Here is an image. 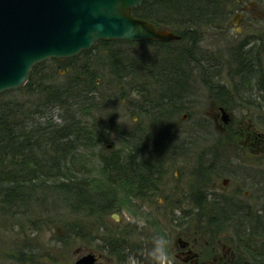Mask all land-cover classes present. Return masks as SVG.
Returning <instances> with one entry per match:
<instances>
[{"label":"trees","instance_id":"1","mask_svg":"<svg viewBox=\"0 0 264 264\" xmlns=\"http://www.w3.org/2000/svg\"><path fill=\"white\" fill-rule=\"evenodd\" d=\"M230 3L231 0H166L163 2L154 0L152 4H143L140 9L132 12L135 18L168 27L174 35L180 36L181 40L165 46L151 44L164 50L160 53L161 60L157 61V66L144 62L143 66L138 67L137 62L130 60L124 63L125 70H127L125 75L128 78L126 81H135L133 83L135 87L140 84V88L128 90L114 88L113 91L119 94L111 95L113 97L111 101L113 104L119 103L118 99L120 103L126 102L131 109H134L133 113L138 115V122L144 125L141 127L138 123L140 129L136 131L137 134H123L121 142L124 147L110 156L138 154L140 152L139 142L142 138L146 142L155 138L153 141L160 143V146L158 144L160 151L163 150L165 144L168 146L174 140L175 134L177 136L178 128L166 126V123L172 120L166 118V115L170 112L179 115L183 101L189 100V96L184 95L189 93L190 89L196 90L193 82L196 84L198 79L217 101L218 106L227 110L231 109L232 106L228 105L229 100H232L230 94L227 93L229 88L221 84L220 73L223 68L229 73L226 77L227 83L233 90L231 94L237 98L238 83L231 75L232 65L224 66L217 63L215 55H210L207 59L200 49L186 44L188 39L184 35L190 27L201 29L204 19H215L216 10L222 7L228 9L231 7ZM213 24H216L215 20ZM121 44L139 47L142 45L141 43L101 40L90 51H83L63 63L52 60L56 68L64 65L69 70L73 69L68 81L62 86H55L46 81L36 83L37 77L42 73L41 66L44 64L42 62L32 68L23 87L0 93L1 233H13L26 221L31 225V216H35L32 224L34 226L39 218V221L49 227L51 225L55 228L60 227L59 222L52 220L50 210L46 209L47 206L57 205L72 216L78 215V217L85 218L95 215L102 218L113 209L110 205L108 206V201L112 199L109 200L108 194L116 190V187L112 186H117V183L106 178L107 181L103 179L102 185L97 184L93 187L88 178L87 180L77 179L74 172L76 171L77 149L96 147L98 142H102L101 139L107 134L106 131L109 132V128L103 126L94 116L89 119L91 124L86 123V116L91 111L94 113L100 111L98 104L92 106L96 102L91 95H95L98 102L104 98L96 89L93 90V71L82 65L78 66V64H81L83 57H89L94 53L99 56L102 51ZM135 64L137 67H134ZM142 70L146 72L141 76L145 81L140 83L135 80L136 72ZM251 85L264 90V80L258 76L255 81L251 82ZM33 94L36 96L35 104L32 102ZM17 95H20L21 99L16 100ZM132 95L138 100L131 98ZM24 97H28L31 101L24 100ZM257 97L260 98L261 103H264V94L257 93L255 100ZM54 108L63 112L64 118H61V124L56 123L52 118L51 111ZM42 118L43 122H38V119ZM191 130L193 156L198 148H202L201 141L204 134L201 133L200 128ZM159 138L160 140L157 141L156 139ZM128 141L134 143L135 146L128 145ZM217 146H221L220 142L213 144L214 148ZM203 155L200 149L197 156L202 157ZM217 155V149H214L213 156ZM101 160L100 168L103 174L107 175L106 177L117 176L120 180L123 168L121 158L112 157V159ZM118 184L120 185L121 182L118 181ZM106 188L108 191H104ZM193 212L194 217H199L202 209L194 208ZM43 214L47 216L45 219L41 218ZM257 224L258 221L255 226ZM64 229L72 230L73 235L76 236L82 226L78 222L76 226L72 224L69 229ZM95 232H102V228L96 227ZM58 241L61 242L60 238ZM108 245L111 244L108 243ZM26 250H29L28 242L22 238L20 242H14L6 257L8 261H16L18 264H32L33 255L27 253ZM0 264L8 263L1 259Z\"/></svg>","mask_w":264,"mask_h":264},{"label":"flooded vegetation","instance_id":"2","mask_svg":"<svg viewBox=\"0 0 264 264\" xmlns=\"http://www.w3.org/2000/svg\"><path fill=\"white\" fill-rule=\"evenodd\" d=\"M230 6L216 10L215 19H204L201 29L190 27L184 35L186 44L204 49L207 59L216 54L217 63L232 65L241 112L256 105L255 94H264V90L251 85L257 76L264 80V0H231ZM151 24L158 31L174 34L166 26ZM178 37V41L165 44L144 40L138 43L165 46L180 42ZM225 71L223 68L220 77L229 75ZM243 95L249 100H242ZM211 109L214 113L210 119L192 124L185 114L180 115L182 111L179 115L170 112L166 118L172 120L166 126L178 128L174 140L160 151L155 138L149 142L142 138L137 156H113L121 158L123 168L120 180L116 177L111 182L122 188L127 203L148 209L158 202L152 205L158 207L157 213L164 215L168 224L182 228L173 236L169 248L173 264H264V179L261 183L255 179L264 176V171L257 169L264 165V134L245 118L235 121L232 117L226 127L220 106L213 104ZM192 128L201 129L205 146L211 133L222 137L215 136L212 147H203L202 157L192 156ZM215 142L221 146L214 148ZM225 145H232L233 156H213L214 149L219 154ZM194 208L202 209L201 216H193ZM225 225L231 231H225ZM95 259L94 264L96 256Z\"/></svg>","mask_w":264,"mask_h":264},{"label":"rangeland","instance_id":"3","mask_svg":"<svg viewBox=\"0 0 264 264\" xmlns=\"http://www.w3.org/2000/svg\"><path fill=\"white\" fill-rule=\"evenodd\" d=\"M169 46L171 47L172 45ZM197 48L200 49L202 55L205 56L204 49L202 51L201 47ZM161 52H164V50L157 45L145 44L143 46L142 44L140 47L124 44L114 45L111 49L109 48V50L102 51V54L99 56H96L97 53H94L89 57L86 56L88 58L83 57V60L80 62L81 64H78V66L82 65V67L93 71V90L96 89L99 95L104 98V100L98 102L96 96L91 95L93 96L94 102H96L93 103L92 106L98 104V109H100V111L95 113L91 111L86 116V123L89 124L91 121L89 119L94 116L98 122L109 128V132L106 131L107 134L101 139L102 142L100 141L96 144V147L93 148L90 146L89 148L82 147L77 149V160L75 162L76 171H74L77 179L82 178L87 180L88 178L93 187L97 184L102 185L104 183L103 179L106 181V178H109L110 181H115L117 176L106 177L107 175L103 174L100 168L102 161L101 157H105L104 159H112L113 156L110 155L120 151L124 147L121 142L123 134H137L136 131L140 128L138 127V115L133 113L134 109H131L126 102L123 103L122 101L120 103V99H118L119 103L113 104V101H111L113 97H111V95L119 94L113 91L114 88H124V90L140 88V84L135 87V84H133L135 81H126L128 79L125 75L127 70H125L126 68L124 67L126 60L137 62L138 67L143 66L144 62L157 66V61L161 60ZM215 57L218 58L216 54ZM60 62L63 63L64 61ZM134 67H137L136 64ZM41 69L42 73L37 77L36 83H38V81L40 83L46 81V83L55 86H62L65 84L71 75L70 73L73 71V69L69 70V68L64 65L60 68H56L52 60H46L41 66ZM136 73L135 80L143 83L145 80L143 81L141 76L146 74L145 70L137 71ZM86 80H88V78H86ZM221 80V84L229 88L227 93L230 94V98L232 99H228L230 103L228 105L232 106L231 109H229L231 117H233L235 121L243 118H245L246 121H248V119L251 120L255 129L264 134V103H261L260 98L257 97V101H255L256 105L253 104L252 108H244L245 110L243 109L241 112L238 111L237 104L239 103V99L237 101L236 97L233 96L234 94H231L233 90H231L230 85L227 83L228 79L222 78ZM191 82L192 81H190V83ZM194 85L196 90L190 89L191 91L184 95L189 96V100H184L180 108L182 109L180 115L182 116L185 114L188 123L190 120L191 124L197 121L204 122L207 120L206 118L210 119L211 114L214 113L211 106L213 104L218 106V104H216L217 101L207 92L208 90L204 88V84L200 82L199 79L196 80V84L193 82V86ZM15 98L19 100L21 96L17 95ZM35 98L36 96L33 94L32 102L34 104ZM131 98H135V96L132 95ZM240 98L243 100L247 97L243 95ZM136 99L138 100L137 97L135 100ZM24 100L31 101L28 97H24ZM242 104L245 105L244 102ZM51 115L56 123H62L61 118H64V116L60 109L54 108L51 111ZM135 118L136 120H134ZM38 122H43V118L38 119ZM215 136L221 135L211 133L209 137L210 140L207 142L206 146L205 144L202 145L203 143L201 144L202 148L208 146L212 147L211 142L214 141L213 138H215ZM127 143L131 146L134 145V143L129 141ZM108 146L111 148L109 149ZM231 146L232 145H225L222 150L219 151L220 153L218 155L222 157L233 156ZM202 148H198V150L200 151ZM198 150L197 153L199 152ZM197 153L193 156H197ZM134 156H137V154ZM257 169L264 171V165L261 164ZM255 179L261 183L264 176L258 175ZM107 184L109 185V183ZM104 191H108V189L106 188ZM122 192V188L118 186L112 194H108L109 200L112 198L108 201V206L110 205L113 209L102 218L96 215L91 218H85L83 216L78 217V215L72 216L64 211V209H60V206H47L46 209L48 208L47 210H50V215L53 218L51 219L54 222H59L60 227L58 226L55 228L53 225L49 227L39 221V218L36 220L34 226L32 224L35 216H31V225L27 224L26 221L20 228L13 231V233H1L0 231V260L4 259V262L8 264H18L16 261H8L9 259L6 257V254L11 251L15 241L16 243L20 242L23 238L28 242L29 250H26V252L33 255L32 257L34 260L32 264H74L79 256L89 253L97 257L96 264H153L151 261L153 258L150 252L154 247V238L158 236L165 237L170 242V248L173 236L181 232L180 229L182 228H177V226L168 224L164 220L165 216L157 213L158 207L152 205H157L158 202L152 204L148 209H144L136 205V203L129 204V201L127 203L125 197L122 196ZM158 199L157 197L156 200L158 201ZM46 217V214H43L41 218L45 219ZM78 222H80L82 229L79 230L76 236L75 234L73 235L72 230L68 231L64 229H69L72 224L76 226ZM190 226L193 227L194 224L192 223ZM96 227L102 228V232L96 233ZM227 227L229 228L230 226L225 225V231H231L228 230ZM59 238L61 242L58 241ZM63 241H67V243H63ZM108 243L111 245H108ZM140 247L141 249L146 248V250L143 251ZM134 254L135 256H133ZM127 255H129V257Z\"/></svg>","mask_w":264,"mask_h":264},{"label":"water","instance_id":"4","mask_svg":"<svg viewBox=\"0 0 264 264\" xmlns=\"http://www.w3.org/2000/svg\"><path fill=\"white\" fill-rule=\"evenodd\" d=\"M165 1V0H160ZM153 0H0V93L25 85L33 66L62 61L91 49L99 41L168 43L170 31L135 19L132 11ZM227 127L230 113L220 107ZM93 254L74 264H94Z\"/></svg>","mask_w":264,"mask_h":264},{"label":"clouds","instance_id":"5","mask_svg":"<svg viewBox=\"0 0 264 264\" xmlns=\"http://www.w3.org/2000/svg\"><path fill=\"white\" fill-rule=\"evenodd\" d=\"M169 243L163 236L154 238V247L150 252L154 261L159 262V264H173V258L169 252Z\"/></svg>","mask_w":264,"mask_h":264}]
</instances>
